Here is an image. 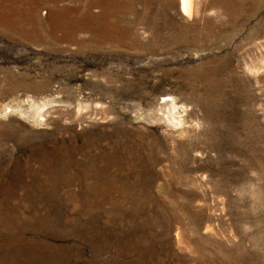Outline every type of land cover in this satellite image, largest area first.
<instances>
[{
	"label": "rangeland",
	"instance_id": "1",
	"mask_svg": "<svg viewBox=\"0 0 264 264\" xmlns=\"http://www.w3.org/2000/svg\"><path fill=\"white\" fill-rule=\"evenodd\" d=\"M0 0V264H264V0Z\"/></svg>",
	"mask_w": 264,
	"mask_h": 264
},
{
	"label": "bare ground",
	"instance_id": "2",
	"mask_svg": "<svg viewBox=\"0 0 264 264\" xmlns=\"http://www.w3.org/2000/svg\"><path fill=\"white\" fill-rule=\"evenodd\" d=\"M183 6L187 8V10H189L190 4L191 2H188L187 0H182Z\"/></svg>",
	"mask_w": 264,
	"mask_h": 264
}]
</instances>
